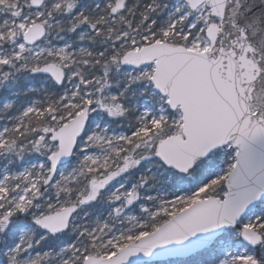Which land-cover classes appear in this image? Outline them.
I'll return each instance as SVG.
<instances>
[{
    "label": "snow or ice",
    "instance_id": "snow-or-ice-1",
    "mask_svg": "<svg viewBox=\"0 0 264 264\" xmlns=\"http://www.w3.org/2000/svg\"><path fill=\"white\" fill-rule=\"evenodd\" d=\"M0 264H264V0H0Z\"/></svg>",
    "mask_w": 264,
    "mask_h": 264
}]
</instances>
